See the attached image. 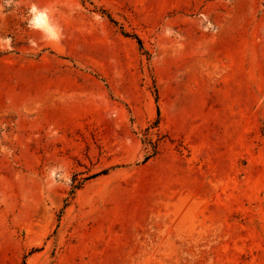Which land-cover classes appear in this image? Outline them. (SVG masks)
I'll use <instances>...</instances> for the list:
<instances>
[{"label": "rangeland", "instance_id": "obj_1", "mask_svg": "<svg viewBox=\"0 0 264 264\" xmlns=\"http://www.w3.org/2000/svg\"><path fill=\"white\" fill-rule=\"evenodd\" d=\"M0 264H264V0H0Z\"/></svg>", "mask_w": 264, "mask_h": 264}, {"label": "clouds", "instance_id": "obj_2", "mask_svg": "<svg viewBox=\"0 0 264 264\" xmlns=\"http://www.w3.org/2000/svg\"><path fill=\"white\" fill-rule=\"evenodd\" d=\"M47 9H37L35 5L30 9V13L34 14V18L30 21V26L34 29H41L44 32L46 39L50 41H57L60 38L59 28L56 26H49L46 19Z\"/></svg>", "mask_w": 264, "mask_h": 264}, {"label": "trees", "instance_id": "obj_3", "mask_svg": "<svg viewBox=\"0 0 264 264\" xmlns=\"http://www.w3.org/2000/svg\"><path fill=\"white\" fill-rule=\"evenodd\" d=\"M124 34H126V33H124ZM133 37L136 39V41L138 42V44H140V40H139V38L136 37V36H134V35H133ZM157 113H158V109H157Z\"/></svg>", "mask_w": 264, "mask_h": 264}]
</instances>
